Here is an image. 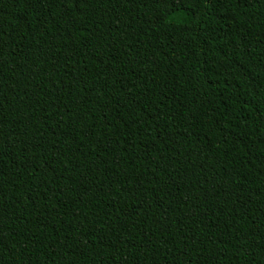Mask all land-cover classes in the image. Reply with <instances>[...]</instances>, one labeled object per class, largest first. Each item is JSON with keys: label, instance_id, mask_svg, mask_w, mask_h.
Segmentation results:
<instances>
[{"label": "trees", "instance_id": "16d2710c", "mask_svg": "<svg viewBox=\"0 0 264 264\" xmlns=\"http://www.w3.org/2000/svg\"><path fill=\"white\" fill-rule=\"evenodd\" d=\"M0 264H264V0H0Z\"/></svg>", "mask_w": 264, "mask_h": 264}]
</instances>
